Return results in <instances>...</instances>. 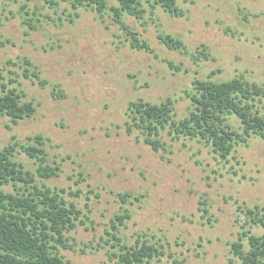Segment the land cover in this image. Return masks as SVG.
<instances>
[{"label": "rangeland", "instance_id": "rangeland-1", "mask_svg": "<svg viewBox=\"0 0 264 264\" xmlns=\"http://www.w3.org/2000/svg\"><path fill=\"white\" fill-rule=\"evenodd\" d=\"M154 1L140 0L141 19L124 16L147 51L131 48L109 10L100 15L67 3L53 9L43 0H0V69L36 107L16 125L0 118V150L43 137L47 163L60 172L39 184L73 203L83 221L67 233L73 250L60 249L71 264H115L108 233L124 210L130 217L117 226L119 237L164 249L149 264H237L230 253L237 207L264 206L263 138L251 136L222 160L204 143L174 139L166 130L165 150L154 151L125 125L127 107L137 100H170L176 117L185 116V91L196 78L264 84V0H179L180 17ZM159 34L181 40L184 50H169ZM24 59L47 82L43 88L22 77ZM259 111L264 117V101ZM15 159L35 171L19 148ZM123 193L132 204L121 201ZM252 232L264 235V228Z\"/></svg>", "mask_w": 264, "mask_h": 264}, {"label": "trees", "instance_id": "trees-1", "mask_svg": "<svg viewBox=\"0 0 264 264\" xmlns=\"http://www.w3.org/2000/svg\"><path fill=\"white\" fill-rule=\"evenodd\" d=\"M56 9L61 3L73 9L88 8L102 15L109 10L111 18L129 41L131 48L152 51L149 45L134 31L124 16L142 18L140 0H117V6L108 5L107 0H43ZM179 0H155L154 5L171 16L180 17L182 9ZM192 2L193 0H180ZM73 19H71L72 21ZM25 20L29 30L36 29ZM158 39L169 50H184L183 42L169 34H159ZM21 75L24 79L46 85L39 71L28 60H23ZM15 78L6 80L0 69V118L8 117L12 124L30 118L36 107L24 100V93L17 87ZM56 95V94H54ZM189 100L187 114L177 118L170 100L153 104L142 100L131 101L127 107L126 130L140 132L144 141L154 151L165 150L160 134L167 131L174 139L183 137L197 140L208 146L222 160H227L233 149L247 143L251 136L264 139V117L259 105L264 101V84L232 78L223 82L194 79L185 91ZM234 118L238 129L231 122ZM32 143H10L0 150V264H71L60 255V249L73 250L69 233L80 220L77 207L67 202L59 192L39 182L59 175V165L47 163L44 139L40 135L29 138ZM22 151L36 164L31 172L15 159L16 152ZM13 187L6 191L5 187ZM63 192V190H62ZM129 193L120 194L123 203L132 204ZM133 197V201H137ZM235 218L239 230L237 238L230 243V253L237 264H264V235L252 232L254 227L264 228V206L252 208L239 205ZM130 217L124 210L111 221V248L115 264H149L160 259L165 252L161 245L147 240L133 244L125 242L118 234ZM109 242V241H107Z\"/></svg>", "mask_w": 264, "mask_h": 264}]
</instances>
